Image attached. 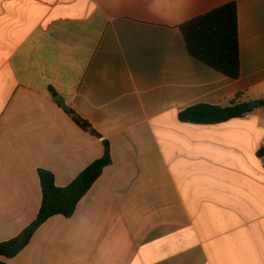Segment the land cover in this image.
<instances>
[{
	"label": "crops",
	"instance_id": "crops-1",
	"mask_svg": "<svg viewBox=\"0 0 264 264\" xmlns=\"http://www.w3.org/2000/svg\"><path fill=\"white\" fill-rule=\"evenodd\" d=\"M236 2L241 75L192 57L180 26ZM88 121L80 128L54 99ZM264 99V0H0V243L38 217L40 170L105 168L5 264H264V108L216 125L185 109Z\"/></svg>",
	"mask_w": 264,
	"mask_h": 264
},
{
	"label": "trees",
	"instance_id": "trees-1",
	"mask_svg": "<svg viewBox=\"0 0 264 264\" xmlns=\"http://www.w3.org/2000/svg\"><path fill=\"white\" fill-rule=\"evenodd\" d=\"M189 54L198 61L231 78L241 75L238 6L236 2L219 7L196 17L180 26ZM54 99L64 108L72 120L84 131L93 136L98 134L91 124L73 110L59 102L52 90ZM264 108V99L260 102ZM253 110L235 100L228 107L199 104L189 107L179 114L180 121L194 125H216L241 118ZM264 155V150L262 152ZM112 164L111 149L105 142V152L101 159L93 162L70 185L56 186L53 173L40 170L42 204L37 219L17 237L0 243V258L16 257L30 243L35 233L50 218L73 217L80 201L87 195L106 167ZM0 264H5L0 261Z\"/></svg>",
	"mask_w": 264,
	"mask_h": 264
},
{
	"label": "water",
	"instance_id": "water-1",
	"mask_svg": "<svg viewBox=\"0 0 264 264\" xmlns=\"http://www.w3.org/2000/svg\"><path fill=\"white\" fill-rule=\"evenodd\" d=\"M247 108L251 109V110L258 109V108H260V104L258 101H253V102L247 104Z\"/></svg>",
	"mask_w": 264,
	"mask_h": 264
}]
</instances>
